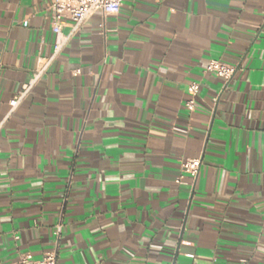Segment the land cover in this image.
Instances as JSON below:
<instances>
[{
    "label": "crops",
    "instance_id": "crops-1",
    "mask_svg": "<svg viewBox=\"0 0 264 264\" xmlns=\"http://www.w3.org/2000/svg\"><path fill=\"white\" fill-rule=\"evenodd\" d=\"M50 3L0 0V264H264V0H122L11 111L54 53Z\"/></svg>",
    "mask_w": 264,
    "mask_h": 264
},
{
    "label": "built area",
    "instance_id": "built-area-1",
    "mask_svg": "<svg viewBox=\"0 0 264 264\" xmlns=\"http://www.w3.org/2000/svg\"><path fill=\"white\" fill-rule=\"evenodd\" d=\"M122 0H51L48 7L52 20V32L55 34L54 53L44 63L40 65L33 77L23 85L21 90L10 100V110H14L21 100L30 91L36 80L43 74L52 59L61 50L69 37L79 30V28L97 11L104 15H115L120 10ZM65 22L70 24V33L62 36V26ZM236 68L233 65L225 64L217 59H211L205 71L224 79L228 82L233 76ZM78 72V71H77ZM199 91V85L196 82H190L187 86L189 98L185 102V107L191 111L195 105V98ZM200 159H183L180 162L181 172L194 178L200 166ZM61 231V224H57L54 234L58 237ZM10 264H57L56 253L54 250L45 252L41 258H34L31 254H24Z\"/></svg>",
    "mask_w": 264,
    "mask_h": 264
}]
</instances>
